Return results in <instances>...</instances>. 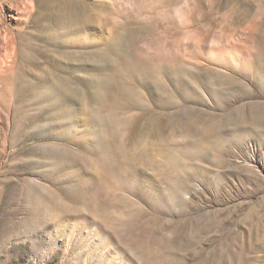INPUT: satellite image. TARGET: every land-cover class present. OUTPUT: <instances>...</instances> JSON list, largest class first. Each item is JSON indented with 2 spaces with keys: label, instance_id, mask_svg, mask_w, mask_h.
I'll return each mask as SVG.
<instances>
[{
  "label": "rangeland",
  "instance_id": "1",
  "mask_svg": "<svg viewBox=\"0 0 264 264\" xmlns=\"http://www.w3.org/2000/svg\"><path fill=\"white\" fill-rule=\"evenodd\" d=\"M0 264H264V0H0Z\"/></svg>",
  "mask_w": 264,
  "mask_h": 264
},
{
  "label": "bare ground",
  "instance_id": "2",
  "mask_svg": "<svg viewBox=\"0 0 264 264\" xmlns=\"http://www.w3.org/2000/svg\"><path fill=\"white\" fill-rule=\"evenodd\" d=\"M75 17V16H74ZM59 95V94H58ZM56 99V98H55ZM50 101V100H49Z\"/></svg>",
  "mask_w": 264,
  "mask_h": 264
}]
</instances>
